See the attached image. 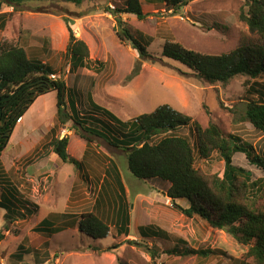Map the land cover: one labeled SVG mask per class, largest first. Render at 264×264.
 <instances>
[{"label": "rangeland", "instance_id": "374dc122", "mask_svg": "<svg viewBox=\"0 0 264 264\" xmlns=\"http://www.w3.org/2000/svg\"><path fill=\"white\" fill-rule=\"evenodd\" d=\"M19 1H4L1 13L6 17L0 27V43L17 45L29 58L55 70L54 77H60L71 91L65 100L66 114L70 115V100L86 126L100 131L103 138L86 134L91 142L82 166L63 163L47 144L55 137H67V153L80 163L86 144L82 132L71 122L59 124L53 93L40 97L28 109L0 155V201L3 189H13L16 212H26L25 216L14 214L8 223L6 210L0 207V264H34L32 255L23 261L12 258L18 248L27 250L33 244L40 256L48 253L44 264H253L245 256L246 246L227 230L212 229L197 216L185 217L166 196L167 182L134 178L127 169L126 153L105 141L121 139V125L128 126L139 115L168 105L202 127L216 125L225 135L239 137L264 155V134L255 130L244 114L250 100H257L250 87L254 81L237 76L227 84H211L162 53L165 42L205 55H220L242 42L255 41L256 36L239 19L246 9L245 0H188L176 12L165 10L161 0H138L143 21L130 14L118 16L133 36L140 33L149 38L147 58L116 36L120 29L112 13L124 0H82L79 5L64 0ZM64 18L74 21L75 38L89 48L88 69L79 67L68 73ZM97 120H106L113 127ZM91 122L101 125L90 127ZM188 133V128L182 127L174 135ZM108 162L114 163L126 192L127 236L117 230L107 199L97 203ZM232 164L248 171L251 181L264 177L243 154H235ZM196 167L221 176L224 165L213 153L210 159L197 161ZM174 204L188 207L182 200ZM64 213L76 221L81 214L97 215L109 227L107 237L93 239L77 226L52 236L34 231L46 221L42 227L56 232ZM182 246L209 249L214 254L180 257L175 248Z\"/></svg>", "mask_w": 264, "mask_h": 264}, {"label": "trees", "instance_id": "16d2710c", "mask_svg": "<svg viewBox=\"0 0 264 264\" xmlns=\"http://www.w3.org/2000/svg\"><path fill=\"white\" fill-rule=\"evenodd\" d=\"M4 1L0 0V27L4 25L3 19L6 17V14L1 13ZM64 1L79 5L82 0ZM187 1L161 0V3L165 5V10L176 12L186 5ZM18 2L20 3L19 0ZM244 7L246 9L241 12L239 19L247 26L248 31L256 36L255 41L242 42L233 50L220 55H205L187 50L177 43L165 42L162 48L163 56L211 84H227L237 76L246 77L254 82L264 80V0H245ZM120 14L134 15L138 21H143L145 15L141 11L139 1L124 0L112 15L120 29L116 32L118 39L129 42L141 57L147 58L149 38L140 33L133 36L118 16ZM63 21L68 33L64 51L68 60V73L76 71L79 67L88 69V46L83 40L75 38L73 33L75 24L72 20L64 18ZM98 65L101 66L99 63ZM48 66L29 58L25 50L17 45L6 41L0 43V155L18 125L17 120L25 115L37 99L50 93L54 94L56 119L59 124L68 121L73 123L82 132L81 138L87 145L91 140L86 134L103 138L99 134L100 131L86 126V120L76 114L74 104L70 100L68 101L70 115L66 114L65 100L71 91L60 77H54L55 70ZM254 82L250 87L257 100H250L244 114L252 127L264 134V83ZM97 121L113 127L106 120ZM93 124L95 128L101 125L91 122L90 127ZM182 127L188 128V135H174L175 131ZM119 130L121 139L103 140L126 153L127 169L134 178L141 181L159 179L167 182L169 187L166 196L185 217L197 216L212 229L227 230L239 244L246 246L245 256L253 264H264V177L251 181L248 171L236 168L232 164L233 156L240 153L264 174V155H260L254 146L239 137L225 135L216 125L202 127L198 122L168 105H161L150 113L139 115L128 126L121 125ZM54 131L55 129L51 130ZM189 138H193V141L190 142ZM67 145V137L62 139L55 137L47 144L63 163L80 165L82 162L78 163L68 155ZM213 153L223 161L221 176L205 173L196 167L197 161L208 160ZM104 172L97 203L99 205L104 202V198L107 199L112 207L117 230L127 236L125 189L121 180L117 179L119 175L114 163L108 162L103 175ZM3 191L0 207L6 210L4 218L8 223L13 221L14 214L25 216V211L20 215L16 212L17 196L12 193L14 190ZM175 200L185 201L188 207L183 209L176 206ZM20 207L22 206L19 205ZM76 219L64 213L60 222L61 227L56 229V232L42 227L46 221L39 223L34 231L40 233L46 231L52 236L53 233L77 226L79 232L93 239L107 237L109 227L97 215L85 213L81 214L77 221ZM2 239L3 235L0 233V241ZM18 249L12 255L13 259L23 261V257L32 255L34 264H44L48 258L47 252H44L43 257L34 252L35 244L30 245L27 250ZM95 249L96 252H100ZM175 249L180 257L188 255L207 257L214 254L209 249L193 250L184 246Z\"/></svg>", "mask_w": 264, "mask_h": 264}, {"label": "crops", "instance_id": "0c3cea01", "mask_svg": "<svg viewBox=\"0 0 264 264\" xmlns=\"http://www.w3.org/2000/svg\"><path fill=\"white\" fill-rule=\"evenodd\" d=\"M81 3H82V1H81ZM7 13V12H6ZM72 22L74 23V21L72 20ZM75 24V23H74ZM1 33H3V32H1ZM66 48V47H65ZM44 49V48H43ZM65 51V50H64ZM66 85V84H65ZM67 86V85H66ZM68 109L70 110V108H69V106H68ZM69 113H70V111H69ZM69 122V121H68ZM23 123V117L21 118V123H19V124H22ZM73 124V123H72ZM24 130V129H23ZM89 149H90V145L88 144H85V150H84V152H83V155H82V160L80 161V163L81 164H83V160H85V156H87V154H88V152H89ZM89 155V154H88ZM91 157V156H90ZM107 167V166H106ZM102 177H103V175H102ZM126 193V192H125ZM126 200V199H125ZM67 214V213H66ZM71 215V214H70Z\"/></svg>", "mask_w": 264, "mask_h": 264}, {"label": "built area", "instance_id": "2783aa9c", "mask_svg": "<svg viewBox=\"0 0 264 264\" xmlns=\"http://www.w3.org/2000/svg\"><path fill=\"white\" fill-rule=\"evenodd\" d=\"M52 77H53V76H52ZM19 122H21V119H18V120H17V123H19Z\"/></svg>", "mask_w": 264, "mask_h": 264}]
</instances>
